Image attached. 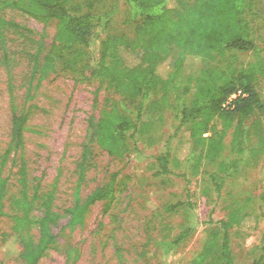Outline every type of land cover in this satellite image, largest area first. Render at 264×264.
I'll return each instance as SVG.
<instances>
[{"label": "rangeland", "instance_id": "obj_1", "mask_svg": "<svg viewBox=\"0 0 264 264\" xmlns=\"http://www.w3.org/2000/svg\"><path fill=\"white\" fill-rule=\"evenodd\" d=\"M79 1L87 2L83 11L90 9L102 20H109L101 37H135L123 0H73L72 4ZM247 17L264 63V0H252ZM0 18L17 25L0 27V175L6 179L7 187L3 199L5 214L0 222V264L20 263L21 245L11 232V201L13 197L20 198L23 189L29 196L35 190L41 196L51 191L50 207L58 214L51 232L57 236L60 249L49 248L38 264H121L118 251L124 264H188L200 251L210 229L225 220L232 209L239 215L230 229L235 264H251L255 259L264 263V159L250 148L257 142V129L251 119L244 124L250 136L245 151L237 154L230 150L229 132L221 156L206 168L221 178L220 190L215 189L203 168L196 177H189L190 183L180 175L183 167L165 175L154 173L155 157L165 150V143L178 124L176 114L192 99L198 68L192 71L195 66H188L176 78L162 113L144 134L127 138L123 156L109 155L95 140L90 141L85 153L88 125L119 102V93L107 79L80 80L79 73L64 70L59 64L41 77L56 21L43 22L1 3ZM255 60L253 53L231 51L225 56L216 55L201 67L224 68L230 62L238 70ZM255 87L264 105L263 76L258 75ZM24 112L27 119L22 141L15 146L11 143L12 116ZM255 116L260 117L264 129V111ZM215 126L219 129L220 123L215 122ZM176 142L177 137L170 141L172 151ZM113 173L117 175L113 196L92 204L82 222L69 225L70 209L76 204L84 205ZM136 175L144 177L148 184L143 183L139 189ZM203 178L208 184L206 180L203 183ZM185 200L193 203L198 225L191 236L180 242L176 253L164 258L159 255L161 244L183 228L186 214L181 208L166 213L163 206ZM42 215L43 208L36 199L30 216L37 219ZM31 235L35 240L39 236L34 225ZM69 245L77 251L76 258H67L63 247Z\"/></svg>", "mask_w": 264, "mask_h": 264}, {"label": "trees", "instance_id": "obj_2", "mask_svg": "<svg viewBox=\"0 0 264 264\" xmlns=\"http://www.w3.org/2000/svg\"><path fill=\"white\" fill-rule=\"evenodd\" d=\"M72 2L0 0L3 7L18 9L43 22L56 21L53 41L40 69L41 77L59 64L64 70L79 73L80 80L107 79L119 93V102L113 103L97 121L88 125L85 153L90 141L95 140L109 155L123 156L127 138L148 130L155 117L162 113L166 95L175 87L176 78L188 66H195L192 71L198 68L199 72L194 77L192 99L176 114L178 124L167 139L165 150L155 157L154 173L165 175L183 167L180 175L190 183L189 177H196L203 168L215 189L220 190L221 178L206 168L221 156L229 132L230 150L237 154L245 151L246 139L250 138L244 127L247 119H251L257 129L256 146H250L251 151L264 159V129L260 117L255 116L264 111L255 87L258 75L264 77V63L247 17L252 0H123L133 22V39L125 35L101 37L109 20H102L90 9L83 11V5H87L85 1ZM5 24L17 26L0 18V27ZM231 51L253 53L256 60L238 70L230 62L224 68L201 67L216 55L225 56ZM233 94L234 98L227 103ZM26 117L27 112L12 116L11 143L15 146L21 144ZM215 122L220 123L219 129ZM173 137H177L174 151L170 147ZM135 150L142 153L138 148ZM21 174L25 183L23 169ZM116 178L113 173L105 185L88 196L84 205L76 204L71 208L68 224L74 226L82 222L92 204L111 198L117 190ZM135 179L139 189L143 183L148 184L139 175ZM205 180L202 179L203 183ZM6 194V179L0 175V222L5 214L3 199ZM21 194L11 201V232L21 245L19 264H38L49 248L60 249L57 236L51 232V225L58 219V214L50 207L53 193L49 191L41 196L35 190L29 196L23 189ZM36 199L43 208V215L37 219L30 216ZM180 208L186 214V223L176 235L161 244L159 255L163 254L164 258L176 253L180 242L191 236L198 225L190 200L168 203L163 211L171 213ZM238 217L236 209L229 211L225 220L210 229L200 251L188 264H235L230 229ZM33 225L39 232L36 240L31 235ZM63 248L67 258L77 257V251L70 245ZM261 248L264 255V245ZM117 257L124 264L120 251ZM251 264L264 263L255 259Z\"/></svg>", "mask_w": 264, "mask_h": 264}, {"label": "built area", "instance_id": "obj_3", "mask_svg": "<svg viewBox=\"0 0 264 264\" xmlns=\"http://www.w3.org/2000/svg\"><path fill=\"white\" fill-rule=\"evenodd\" d=\"M240 93V91H238V94ZM234 94L233 95H231V97L228 99V101H227V103L232 99V98H234Z\"/></svg>", "mask_w": 264, "mask_h": 264}, {"label": "bare ground", "instance_id": "obj_4", "mask_svg": "<svg viewBox=\"0 0 264 264\" xmlns=\"http://www.w3.org/2000/svg\"><path fill=\"white\" fill-rule=\"evenodd\" d=\"M17 66V65H16ZM56 140V139H55Z\"/></svg>", "mask_w": 264, "mask_h": 264}]
</instances>
